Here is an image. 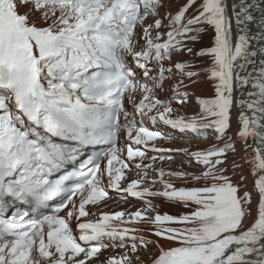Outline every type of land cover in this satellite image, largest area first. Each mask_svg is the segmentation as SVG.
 <instances>
[{"label": "snow or ice", "instance_id": "1", "mask_svg": "<svg viewBox=\"0 0 264 264\" xmlns=\"http://www.w3.org/2000/svg\"><path fill=\"white\" fill-rule=\"evenodd\" d=\"M165 5L166 0H0V264H89L108 247L137 253L151 244L159 249L152 264H264V44L258 51L251 47L254 41L264 42V0H249L239 10L228 0H186L175 15L168 11L160 17ZM253 7L260 8L257 35L240 29L234 42L230 8L236 24L242 25L255 20L249 11ZM149 15L157 18L145 24ZM165 18L169 30L162 32ZM209 29L213 46L197 55L212 58L204 71L217 81L216 96L197 97L198 114L175 116L178 109L161 100L157 89L179 72L174 88L178 102H187L185 78L196 83L193 78L200 72L191 70L189 62L172 63L173 56L191 53L188 42H198ZM141 40L143 50L137 51ZM129 57L154 82L151 86L131 69ZM150 63L158 70L156 76ZM249 85L253 90L238 101L234 138L228 134L233 93ZM146 120L205 137L211 130L223 144L188 153L204 166L199 175L161 168L160 179L150 180L147 169L152 165L137 164V158H146L147 150H174L150 148V142L167 137L150 130ZM125 129L132 142L126 154L116 146ZM57 139L81 147L111 146L50 180L80 152ZM250 139L255 145L248 160L254 177L251 191L234 183L223 167L237 140L247 149L253 146ZM133 167L143 175L124 186ZM165 176L203 183L177 187ZM146 184L150 186L140 187ZM156 184L162 189L153 190ZM109 190L139 198L145 207L127 214L128 219L124 211L93 213L89 206L103 202ZM5 197L24 202L31 197L33 214L5 217ZM155 197L191 210L179 216L160 214L150 199ZM51 201L57 203L50 209ZM93 215L97 219H86ZM140 223L173 246L165 248L159 239L143 235L145 229L135 226ZM139 259L124 253L105 264H135Z\"/></svg>", "mask_w": 264, "mask_h": 264}, {"label": "bare ground", "instance_id": "2", "mask_svg": "<svg viewBox=\"0 0 264 264\" xmlns=\"http://www.w3.org/2000/svg\"><path fill=\"white\" fill-rule=\"evenodd\" d=\"M248 2H249V0H246V3H248ZM250 2L253 3V4H256L257 0H250ZM249 11L255 17V20L250 22V24L252 26V30L250 32H246V33L249 36H256L257 33H258V30L260 29V24H259L260 8L259 7H253L251 9H249ZM262 44H264V42L257 40V41L252 42L251 47L257 49V51H258L259 48L262 46ZM259 59H260V54L258 52V55L256 57L257 62H259ZM180 61H185V62L191 63L194 66L191 70L200 72V75H199L198 78L194 77L195 80H196L195 87L201 92V93L199 92L197 97L214 98L216 96L215 85H216L217 81H215L213 79H210L208 72H202L201 69L200 70L195 69L196 68L195 64H193L191 58L190 59L189 58L188 59H180ZM175 62H179V61H174V60L172 61V63H175ZM128 63L130 65L131 69L133 71L137 72L138 77L140 79H142L144 81L148 80L147 77L143 76V70L135 62V58L134 57H129L128 58ZM253 75H255V73H253ZM169 78H171V79L175 78V80L179 79L180 78V74H179V72H177L175 76H170ZM151 82H150L151 84L154 83L153 81H151ZM190 82L191 81H189V83ZM166 83H167V81L164 82L163 86H165ZM190 84H192V83H190ZM170 90H171V88H170ZM183 91H185V90H182V92ZM243 93L244 92H240V91H234V93H233V97H234V105H233V109H232L233 128L231 129L232 130L231 131L232 134H230V135H232L234 138H235L236 129L238 127V125L236 123L238 115H239L238 101H239V99L242 98V94ZM160 94H161V92H160ZM139 95L140 94H138V96H137V100L138 101L140 100ZM128 106H129V110L132 111L133 109L131 107V102L130 101L128 102ZM143 123L150 130H157L158 129L159 131L161 130V132H164V131L166 132V134L164 132L163 135L165 137H167V138L158 140V141L162 142V145L164 144V147L159 148V149H173L175 151L180 150V149H186L183 146H181L182 145L181 144L182 142H181V139H180L181 137L179 136L178 133H175V132H173V131H171L169 129H165L164 130L159 124H153V123H150L149 121L148 122L143 121ZM188 134L199 136L197 134L191 133L190 131L188 132ZM121 135H122V137H121V141H120V144H119L118 147L123 149V150H125V152H126V147L128 145H130L132 142L129 141L128 138H127V130L126 129L121 132ZM161 142H159V143H161ZM249 144H252L253 146L246 149L245 146H244V142L237 140V142H236V151L235 152L230 151V154H228V155H231L230 156V158H231L230 163H231V167H234V168L232 170L229 169L230 171H226L225 174L230 176L234 183L246 185V189L251 191L252 188H253L254 177L251 174L248 160L251 157V155L253 154V149H254L255 145H254V143H253V141L251 139L249 140ZM190 147H192V146L190 145ZM189 148H187V149H189ZM197 150H203V148L201 146L195 144V146H194V148L192 149L191 152H195ZM175 153H177V152H175ZM178 153H180V155L183 156V158L180 159V160H182V161L185 160L186 161V159H184V158L186 157V155H188L189 151H187V152L181 151V152H178ZM184 162H182V163H184ZM104 165H106V161H105ZM179 165H182V164H178V166ZM188 165H189V163H188ZM236 165H239V167H236ZM199 174L200 173H197V175H199ZM241 176L245 177V179L243 181H241ZM105 183L108 184L109 188H111V181L110 180L105 178ZM198 183L202 184L203 182L184 181V180L180 179L176 185H177V187H181V186H195ZM153 190H158V188H153ZM243 190H245V189L242 187V191ZM150 199H152L153 203L157 206V211L160 214L167 213V214H170V215L179 216V215L187 213V212H189L191 210V209L185 208L182 204H178V203H176L174 201H168V200H166V199H164L162 197H155V198H150ZM122 204H124V203L120 202L117 199H113V198L110 199L109 196H108V198H106L99 205L89 206V207L91 208L93 213H99V214H103V213H110L111 214V213H115V212H119V211H124L126 213L125 219H128V215L127 214H129V212L126 211V209H128L129 207H126V206H124ZM143 205H145L144 201H143ZM143 205H142V207L141 206L140 207H136V210L133 211V213L136 212L137 210L143 209L145 207ZM133 209H135V208H133ZM148 215L149 216H154L155 213L154 212H149ZM86 219L94 220V219H97V216L93 215V216H91L89 218H86ZM116 223H119V222H116ZM74 226L76 228H79V224H76ZM122 226H129L130 227L132 225H122ZM135 226L140 227V228H144L145 231L142 234L145 235L146 237H148L149 239H152V240L159 239V243L161 245H163V247L167 248V247L173 246L172 242L164 240V239H160V238L155 237L154 235H152V233L147 230V229H149L151 227L150 225L145 224V223H140V224H137ZM105 242L106 243H114V242L107 241V240ZM127 243L130 245L131 241L129 240V241H127ZM124 253H128V255L133 256V257H137L138 256L140 259H139V261H136L135 264H152L153 258L155 256L159 255V249L157 248V246L155 244H151V245L148 246L147 249H145L143 247H140V250L137 253H131L127 247L118 248V247L112 246V247H108L106 249H103L102 253L100 254V256L98 258H93L92 260H90L89 264H105V262L110 257H119V256L123 255Z\"/></svg>", "mask_w": 264, "mask_h": 264}, {"label": "rangeland", "instance_id": "3", "mask_svg": "<svg viewBox=\"0 0 264 264\" xmlns=\"http://www.w3.org/2000/svg\"><path fill=\"white\" fill-rule=\"evenodd\" d=\"M185 2H186V0H166L165 8H162L160 10V17H165L166 12H168V11H171V13L173 15H175L179 6ZM198 2H199V0H198ZM228 3L230 5H234L235 9L239 10L241 5L246 3V0H228ZM191 14H192V9L189 10V15H191ZM229 14L232 15V17H233L232 31H233V41L235 42L236 36H237L238 32L240 31V29H243L244 32H250L252 30V26H251L250 22H245L242 25H237L235 22L234 12L231 10V8H230ZM241 14L243 15V13H241ZM156 18H157L156 16L149 15L148 18L145 20V24L153 23V21ZM169 23H170V20L165 18L164 19L165 27L162 28L160 31H162V32L168 31L169 30L168 29ZM138 31H139V29H138ZM213 37H214V32L211 29H209L205 33H202L200 35V39L198 40V42H192V41L188 42V47L192 48L191 53H188L187 51L177 53L173 56V60L174 61H180V59H188V58L190 59L191 58L193 64H195V67H196L195 69H197V70L201 69L202 72H207V71H204V69H206L212 65V58L210 56H199V55H197V53L201 49H206V48L213 46ZM143 44H144V42H143V40H141V46L137 49V51L143 50ZM153 63H150L149 66L153 67ZM157 74H158V70L155 67H153L152 76H156ZM193 79H195V78H193ZM166 81H167V83L165 84V86H163L162 88H158L157 92H158V95H159L161 100L171 101L172 106L174 108L178 109V111L175 113V116H178V115L179 116L180 115H187V116L190 115L191 116L193 114H198L200 112L201 108H200V105L197 103V100H196L197 95L199 94L200 91L195 87V83L190 84L191 82L189 83V80H187L185 78V83L186 84L189 83V84H188V87L186 89H182V90L187 91L189 93V96H188L187 102L184 103L183 105H181L178 102L179 97H177V94H176V91L174 88V85L179 82V79L175 80V78H173V79L168 78ZM145 82H148L150 84V86L152 85L151 84L152 82L149 79ZM170 88H171V90H170ZM252 90L253 89L249 85V86H245V88H243V89L237 88L236 91L246 92V91H252ZM160 92H161V94H160ZM139 98L142 99V94L139 95ZM148 121L150 123H152L150 120H146L145 122H148ZM159 125L164 130L169 129L175 133H178L179 136L181 137L180 138L181 142H182L181 146H183L184 148L187 149L191 145L192 147L187 149L189 151V153L192 151L195 144L201 146L203 148V150L209 149L213 144H216L218 146H222V144H223V141H218L216 139V134L214 132H212L211 130H208V134L205 137V136H201V135H199V136L191 135V134H188V132H180L178 130L172 129L170 126L165 125L163 123H160ZM231 131L232 130L230 129L229 133H228L229 135L232 134ZM164 132H162V133L164 134ZM165 134H166V132H165ZM159 142H161V141L150 142V148H162V147H164V144L162 145V142L161 143H159ZM138 147L143 149V146H138ZM180 150H183V149H180ZM175 152H177V153H175ZM178 152H181V151H175L174 150L172 152H167V151L157 152V151L147 150L146 151V158L141 160V158L138 157L137 160L135 161V163L141 164L142 166H146L149 164L152 165L151 168L147 169L148 178L150 180L151 179H156V180L160 179L159 170L161 168L164 169L165 172L186 171V172H193L196 174L201 173L202 171L205 170L204 166L202 164L197 163L193 159V157L189 156V154L186 155V157L184 158V159H186V161L183 159L185 162L180 160L183 158V156H181L180 153H178ZM125 154H126V152H125ZM228 154H230V151L228 152ZM228 154H227L226 163L223 165V167L225 169H227V171H230L234 167H231V163H230V160H231L230 156L231 155H228ZM153 157H155V160L152 159ZM169 157H171V159ZM182 162H184V163H182ZM188 163H189V165H188ZM178 164H182V165L178 166ZM142 175H143V173L139 169H136L135 167H133L130 172L126 173V176L128 177V179H126L123 182L124 186H127V184H129L131 182L130 180L137 179ZM164 179H172L175 184H177L178 181L180 180L176 177L170 178L167 176H165ZM149 186L150 185L146 184V185H141L140 187L143 188V187H149ZM154 188H158V190L162 189V185L156 184ZM109 198L110 199H112V198L117 199L120 202L124 203L122 205L129 207L128 209H126V211H128L129 213H133V211L136 210V207H140V206L142 207V205H143V201L141 199L136 198V197H132L130 194L123 193L122 191L118 192L115 190H110L109 191ZM143 206H145V205H143ZM133 208H135V209H133ZM115 243H118V242H115ZM118 248H120V247H118Z\"/></svg>", "mask_w": 264, "mask_h": 264}]
</instances>
